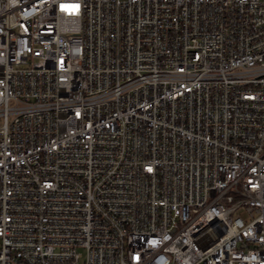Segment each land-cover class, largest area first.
I'll return each instance as SVG.
<instances>
[{
    "label": "built area",
    "instance_id": "built-area-1",
    "mask_svg": "<svg viewBox=\"0 0 264 264\" xmlns=\"http://www.w3.org/2000/svg\"><path fill=\"white\" fill-rule=\"evenodd\" d=\"M0 264H264V0H0Z\"/></svg>",
    "mask_w": 264,
    "mask_h": 264
}]
</instances>
